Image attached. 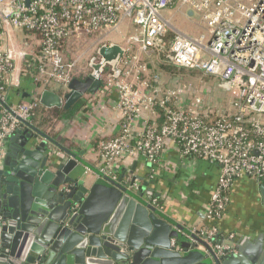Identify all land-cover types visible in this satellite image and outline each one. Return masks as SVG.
<instances>
[{
    "label": "built area",
    "instance_id": "2783aa9c",
    "mask_svg": "<svg viewBox=\"0 0 264 264\" xmlns=\"http://www.w3.org/2000/svg\"><path fill=\"white\" fill-rule=\"evenodd\" d=\"M183 11L198 17L199 35L172 25ZM125 21L135 27L133 40L143 54L217 81L230 98L227 109H216L198 96L183 99L181 88L145 97L118 84L119 129L99 143L98 171L117 181L116 162L138 156L155 169L172 141L183 157L218 166L204 208L205 219L216 222L236 179H264V0H0V167L10 137L33 125L41 93L54 83L66 89L73 79L77 61L68 60L66 45L108 34ZM21 77L31 86L26 101L12 98ZM154 108L163 121L136 129L142 112ZM130 188L140 187L135 182ZM148 199L159 208L157 199L150 194ZM191 233L203 237L217 257L236 254L229 244L215 241V226Z\"/></svg>",
    "mask_w": 264,
    "mask_h": 264
},
{
    "label": "water",
    "instance_id": "95a60500",
    "mask_svg": "<svg viewBox=\"0 0 264 264\" xmlns=\"http://www.w3.org/2000/svg\"><path fill=\"white\" fill-rule=\"evenodd\" d=\"M124 54L117 44L101 45L91 73L71 79L63 95L44 90L40 106L68 110L97 93L106 66L110 77L120 76ZM79 165L91 169L34 125L10 137L0 167V264H254L262 254L259 236L253 258L242 246L217 257L203 237L144 204L126 185L98 171L86 185ZM257 259L264 264V254Z\"/></svg>",
    "mask_w": 264,
    "mask_h": 264
},
{
    "label": "crops",
    "instance_id": "0c3cea01",
    "mask_svg": "<svg viewBox=\"0 0 264 264\" xmlns=\"http://www.w3.org/2000/svg\"><path fill=\"white\" fill-rule=\"evenodd\" d=\"M182 13L180 14L186 18L187 22H191L193 25L197 24L201 28L199 19L193 20L195 14L189 11ZM134 29L135 27L130 22L125 21L116 30L94 37L93 41L91 38L80 41L79 45L76 42L72 45H66L67 56L71 54L72 48L88 47L85 53L78 54L74 58L67 57L69 61H77L80 70H83V65L86 62L89 63L93 58L91 57L93 54L91 48L94 46V42H98V47L103 43L121 46L125 49V54L119 67L120 76L113 78L109 76L110 73L104 75L105 77L102 76L104 87L95 94L84 95L68 109L69 112H66L63 117L61 115L60 117H53V115L49 117L50 111L53 112L54 109L42 107L49 111L46 116L49 117L48 120L52 124L48 129L39 128V130L49 135L62 148L76 154L92 169L79 165V170L85 172L86 185H90L97 179L95 171H98L99 166V143L114 137L118 133L120 123L118 84H125L136 91L138 96L145 97L152 95L158 97L166 90L181 88L186 94L183 99L194 95L203 98L204 103L213 108H228L229 95L222 89H220L219 95L214 94L213 89L210 90L206 87V85H213L210 80H207L208 78L204 82H200L205 87L201 86L198 90L196 85L200 84H196V82L198 83L199 78L189 79V81H193H187L188 84L184 86V78L182 77L167 73L164 70L163 72H150L149 63L145 59V56L150 55L143 54L139 44L133 40L137 36V31L135 33ZM199 34L197 33V35ZM197 35L195 33V35L190 36ZM125 62H129L128 66L125 65ZM86 76L82 74L77 79L83 80ZM30 87L29 79L21 77L19 87L12 90V98L16 101L28 100ZM50 90L59 95L67 92L65 88ZM36 120L38 121V119ZM162 121L163 117L157 109L143 111L137 121L136 129H140L146 122L160 124ZM61 154L59 157H63L62 152ZM116 163L118 165L115 169L116 182L129 187L128 190L146 205L150 204L149 194L152 195V198L157 199L160 209L155 208L173 219L179 227L191 233L193 229L203 230L215 226L218 231L217 239L220 242L232 246L236 253L238 247L242 246L249 258L254 257L252 256V248L258 244V237L260 236L263 238L260 247L262 254H264V179L256 181L246 176L236 179L229 190L225 213L220 220L214 222L205 219L204 208L209 203L218 179L219 168L216 164L199 158L183 157L179 147L172 141L166 143L159 166L155 169H152L142 156ZM155 171L157 172L154 173ZM133 180V183L139 184L138 191L129 186ZM262 254L258 255L257 258H261ZM257 258L254 260V264H259Z\"/></svg>",
    "mask_w": 264,
    "mask_h": 264
},
{
    "label": "rangeland",
    "instance_id": "374dc122",
    "mask_svg": "<svg viewBox=\"0 0 264 264\" xmlns=\"http://www.w3.org/2000/svg\"><path fill=\"white\" fill-rule=\"evenodd\" d=\"M172 14V13H171ZM171 14H169V15H171ZM183 14V13H182ZM197 16H195V17H193V20L194 21H197ZM186 18L184 17V16H182L180 13H177L174 17H173V19H172V25L177 29V30H179L180 32H182V33H187V35H195V33H196V35H197V33L199 34V33H201L202 31V29L201 28H199V26L196 24V25H193L191 22H187L186 20H185ZM129 23V22H128ZM194 23V22H193ZM133 26V25H132ZM122 28V27H121ZM134 31H135V29H134ZM135 33H136V31H135ZM113 36H115V35H113ZM112 36V37H113ZM111 37V38H112ZM92 41L94 40V38L93 39H91ZM70 45H72V42L71 43H69ZM103 44H106V43H103ZM103 44H100V46L101 45H103ZM77 45H79V44H77ZM94 46L91 48V50L93 51V54H92V56L91 57H93V58H96V60H95V63H98L99 62V58H98V56L96 55V51H97V49L100 47H98V42H94V44H93ZM73 46H75V45H73ZM87 48L88 47H84V48H72L70 51H71V54L69 55V56H67V57H69V58H74V57H76L78 54H82V53H85V51L87 50ZM70 49V48H69ZM67 52H68V49H67ZM145 59H146V61L149 63V70H150V72H152V73H154V72H163V70L165 71V72H167V73H170V74H173V75H175V76H179V77H182V78H184V82H183V84H184V86H186L187 84H188V82H190V81H193V80H190L189 81V79H191V78H199V81H198V83L196 82V84H200V85H196V89H198L199 90V88L201 87V86H203V87H205V85H202V83H200L201 81H203L204 82V80L205 79H207V77H204V76H202L201 74H199L198 72H192V71H188V70H182V69H177V68H175V67H171V66H169L168 64H164L163 63V61H162V59L160 58V57H154V56H152V55H150V56H145ZM143 63H146V62H143ZM83 70H80V69H76L74 72H73V78H78L79 76H82V74H85V75H87V74H89V73H91V69L89 68V63H85L84 65H83ZM110 73V69H109V67L108 66H106L105 68H104V72H103V76L105 75H107V74H109ZM104 76V77H105ZM201 78H202V80H201ZM207 80H210V83H213V85L212 84H210V85H206V87H208L210 90L211 89H213V91H214V94L216 93V94H218L219 92H220V86L218 85V83H217V81H215V80H213V79H210V78H208ZM188 81V82H187ZM205 82H208V81H205ZM195 87V86H194ZM49 88L50 89H59V88H61L59 85H57V84H52V85H50L49 86ZM219 95V94H218ZM219 108H221V107H219ZM46 119H48L47 118V116H46ZM51 124L52 123H50V120H48V122L44 125V129H48L50 126H51Z\"/></svg>",
    "mask_w": 264,
    "mask_h": 264
},
{
    "label": "trees",
    "instance_id": "16d2710c",
    "mask_svg": "<svg viewBox=\"0 0 264 264\" xmlns=\"http://www.w3.org/2000/svg\"><path fill=\"white\" fill-rule=\"evenodd\" d=\"M42 109V110H39ZM49 111H46L45 109H43L41 106L33 113L32 117H31V123L36 127V128H43L44 125L48 122L49 117H51L53 115V117L59 116L60 115L63 117L64 114L66 112H69V110H65V109H61V110H57L54 109L53 112L50 111V115L48 117V119H46V113H48ZM52 112V113H51ZM38 119V121L36 120ZM37 121V124L35 123ZM216 242L219 241V239L215 240Z\"/></svg>",
    "mask_w": 264,
    "mask_h": 264
}]
</instances>
